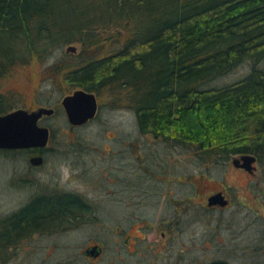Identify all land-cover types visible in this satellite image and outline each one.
<instances>
[{
  "label": "trees",
  "instance_id": "1",
  "mask_svg": "<svg viewBox=\"0 0 264 264\" xmlns=\"http://www.w3.org/2000/svg\"><path fill=\"white\" fill-rule=\"evenodd\" d=\"M74 44L78 61L47 69L66 88L132 109L144 135L216 162L251 154L264 167V0H0V81ZM246 60L242 78L208 86ZM8 106L0 95V115ZM53 207L0 219V252Z\"/></svg>",
  "mask_w": 264,
  "mask_h": 264
},
{
  "label": "rangeland",
  "instance_id": "2",
  "mask_svg": "<svg viewBox=\"0 0 264 264\" xmlns=\"http://www.w3.org/2000/svg\"><path fill=\"white\" fill-rule=\"evenodd\" d=\"M72 46L75 53L66 52L64 45L41 66L16 68L0 81V95L8 99V109L56 110L44 118L43 125L53 132L49 148L57 150L48 155L44 168L32 171L25 153L0 150V219L34 195L54 190L76 191L95 213L92 220L73 230L30 234L26 242L8 250L5 264H121L117 255L126 257L122 264H146L134 257L131 262L129 248L121 243L117 252L114 228L136 230L143 221L155 224L168 218L179 220L180 232L168 258L158 264H209L216 259L228 264H264V167L260 165L258 178L251 179L232 165L234 158L216 162L195 146L144 135L132 109L112 106L104 96L98 99L94 121L71 126L62 100L76 90L66 88L63 79L56 80L47 69L58 60L78 61L81 47ZM251 63L244 61L208 86L236 82L249 72ZM260 67L264 68V59ZM224 188L232 206L225 211L205 209L206 195ZM98 240L104 247L103 258L88 262L83 251Z\"/></svg>",
  "mask_w": 264,
  "mask_h": 264
},
{
  "label": "flooded vegetation",
  "instance_id": "3",
  "mask_svg": "<svg viewBox=\"0 0 264 264\" xmlns=\"http://www.w3.org/2000/svg\"><path fill=\"white\" fill-rule=\"evenodd\" d=\"M97 100H98V97H97ZM98 108H100L99 101H98ZM98 112H99V109H98ZM55 113H56V110H54L53 115H55ZM47 117H51V116H44L39 121L40 126L46 127L45 125H43L44 123L43 120L44 118H47ZM47 128L50 130V134H51L50 141H51L52 132L49 127ZM50 141L47 144V146L43 148L2 150V151H15V152L19 151V152L25 153L26 154L25 158L28 161L29 169L31 171L39 170L41 168H44L46 164H48V159H47L48 155H50V153H55L57 151L55 149L49 148ZM35 157H41L43 159L40 165H33L31 163V160ZM236 157H239V156H236ZM232 165H233V160H232ZM255 165L257 166V170L253 174L249 173L250 175L248 176L251 179L258 178L257 174L259 171L258 170L259 164L256 163ZM236 169H239V168H236ZM239 170L245 171L243 169H239ZM258 183H262V182H258ZM219 192H221L223 196L225 197V199L228 201V205L226 207H221L219 205L209 206V198ZM262 193L264 194V187L262 188ZM35 202L38 204L55 203L56 205H59V206L48 209V213L46 215L42 216V218L39 219L38 221H35L34 229L31 230L33 235L38 234L39 236H42L46 234L56 233V231L73 230L79 227L80 225L86 224L89 220H92L93 219L92 217L95 213V211L89 206V204L86 203V199L82 195L77 193L76 191L67 192V191L54 190L50 193L47 192L43 195H34L30 200H28V202H26L22 207H20L13 214L22 211L23 209L27 208L28 206H30L32 203H35ZM202 204L204 205L206 204L204 208L209 211H213V210L225 211L232 206L233 201L231 199L228 189L224 188L222 190H218L214 193H210L209 195H206V200ZM73 205H75V207H73ZM174 209L178 211L177 206ZM11 215H9L8 218ZM142 226L143 227L145 226L147 228V232L144 233ZM179 232H180L179 220H176L173 218H168L166 220H162L159 223H155V224H153L152 221L151 222L143 221L136 230L130 229L129 231H124L122 229V226L117 225L114 228L115 237L113 241L117 246L116 250L118 253L121 252V248H122L119 246V243L122 244L124 249L129 248L128 254H129L130 261L132 260L131 258L134 257L135 259L138 258V263L158 264L159 261L161 262L168 258L170 245L171 243L175 241V237H178ZM137 233H140L141 235H143V237L139 236ZM20 236H26V234L21 233ZM158 236H159V239H157ZM26 241L27 240L25 239H22L20 241L15 240L13 241V243H23ZM143 241H145V243H142ZM90 243L91 244L88 245L83 251L84 252L83 257L88 262H98L99 260L103 258L104 247L103 245L100 244L101 242H99V240L90 242ZM95 247H98L97 252H101L100 255L97 257L91 256L90 254H88V251H90L92 248H95ZM131 247L133 248V250L130 249ZM8 250L7 252L1 250L0 264H5L9 261V254L7 255ZM134 254L135 255L139 254V257L134 256ZM115 259H117V261L121 264L126 263V257L124 256L117 255ZM209 264H228V263L225 262L224 260L216 259L215 261H212Z\"/></svg>",
  "mask_w": 264,
  "mask_h": 264
},
{
  "label": "water",
  "instance_id": "4",
  "mask_svg": "<svg viewBox=\"0 0 264 264\" xmlns=\"http://www.w3.org/2000/svg\"><path fill=\"white\" fill-rule=\"evenodd\" d=\"M75 46L66 49L68 53H75ZM68 123L73 127H81L94 120L98 114V100L94 93L82 89L76 90L72 95L66 96L62 100ZM54 109L39 108L36 111L18 109L0 115V150H20L30 148H43L50 141V130L40 126L39 121L44 116H52ZM43 159L35 157L31 160L33 165H40ZM257 158L251 154H243L233 159L235 168L243 169L253 174L257 168L255 164ZM226 207L228 201L221 192L209 198V206ZM98 247L88 251L91 256L97 257L101 252H97Z\"/></svg>",
  "mask_w": 264,
  "mask_h": 264
}]
</instances>
